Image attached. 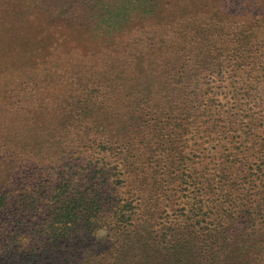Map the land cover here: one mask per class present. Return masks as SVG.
Returning <instances> with one entry per match:
<instances>
[{"label": "rangeland", "instance_id": "rangeland-1", "mask_svg": "<svg viewBox=\"0 0 264 264\" xmlns=\"http://www.w3.org/2000/svg\"><path fill=\"white\" fill-rule=\"evenodd\" d=\"M198 2L0 0V264H264V0Z\"/></svg>", "mask_w": 264, "mask_h": 264}, {"label": "trees", "instance_id": "trees-1", "mask_svg": "<svg viewBox=\"0 0 264 264\" xmlns=\"http://www.w3.org/2000/svg\"><path fill=\"white\" fill-rule=\"evenodd\" d=\"M216 4H218V6H220V8H222V6H221L222 4L219 3V0H199L197 10H196V14L198 16H203L206 18L207 17L206 15L209 12L214 11V7L216 6ZM201 13L204 15H200ZM78 203L80 204V210L81 211H83V212L88 211V206H90V200L88 198H80ZM124 203H125L124 200H122L120 203H117L118 209H117V212H116V210L114 212L117 219H118V222H119V220L123 221L124 218H126L127 216L131 218L130 210H129L130 206L128 204H124ZM67 205H68V207H66V205L64 203L62 205H59L58 206L59 210H58V212L55 213L56 214L55 217H57L59 219V221L56 224L59 225L60 227H63V228L68 227L71 224L70 222L73 220V218L75 219L77 217L78 213H80V210H74V209H72V207H70V202ZM100 210H101V208L99 206H97V211L100 212ZM129 226H132V225H129ZM126 227H127V225L123 224L122 227L121 226L118 227V230L125 231ZM57 230H61V229L59 228ZM53 235H56V234H53Z\"/></svg>", "mask_w": 264, "mask_h": 264}]
</instances>
